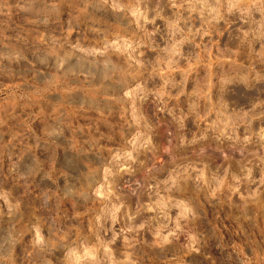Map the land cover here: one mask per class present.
Masks as SVG:
<instances>
[{
    "label": "clouds",
    "instance_id": "1",
    "mask_svg": "<svg viewBox=\"0 0 264 264\" xmlns=\"http://www.w3.org/2000/svg\"><path fill=\"white\" fill-rule=\"evenodd\" d=\"M57 2L26 0L21 11L28 13L26 25L55 29L59 42L79 54L82 67L65 69L62 78L70 76L80 91L61 101L71 111L45 104L38 115V102L25 95L19 96V112L0 104V264H171L173 253L199 255L201 250L210 264H264V227L258 222L264 212V129L246 131L243 141L235 134L242 120L250 124L257 110L264 114V87L257 86L264 77L253 75L256 64L264 65V0H156L153 19L140 10L143 0H99L111 11L112 22H93L75 43L68 38L73 22L65 31L55 15ZM169 7L176 10L175 33L161 49L155 43L161 30L148 32L146 26L165 19L162 13ZM181 9L199 12L211 30L223 21L245 53L241 58L252 63L233 60L225 68L210 57L204 64L199 54L169 55L175 47L172 37L183 32ZM133 23L147 42L131 30ZM85 31L94 39L88 40ZM203 34L189 30L180 43ZM149 51L156 53L155 60L146 55ZM181 59L204 64L193 91L187 90L192 69L181 67ZM213 63L219 64L215 76ZM30 64L20 53L0 52V75H25L32 71ZM9 95L15 98V90ZM160 112L167 113L163 142L154 140ZM189 117L220 132L212 138L219 142L215 148L212 142L201 144L209 140L206 129L197 128L188 138ZM225 140L244 145L238 172L224 168L221 174L223 165L213 172L204 163L210 149L225 163L232 159L224 151ZM190 159L196 162L186 163ZM235 195L239 202L233 203ZM77 198L95 205L86 225L79 209L69 216L61 207ZM225 202L239 213L235 238L226 242L218 231L201 230L209 222L204 203L215 214L216 205ZM213 246L216 257L208 255Z\"/></svg>",
    "mask_w": 264,
    "mask_h": 264
},
{
    "label": "rangeland",
    "instance_id": "2",
    "mask_svg": "<svg viewBox=\"0 0 264 264\" xmlns=\"http://www.w3.org/2000/svg\"><path fill=\"white\" fill-rule=\"evenodd\" d=\"M26 0H0V52L4 53H20L27 57V60L31 62L28 67L32 68L31 72L26 73L25 75H16V76H7L0 75V104L9 108L11 111L12 106H15L17 111H20V100L19 96L25 95L30 97L33 101L38 102L40 112L38 115L43 114V106L56 105L68 107L71 111V106L61 103L63 99L67 97H76L79 94L80 86L74 83L70 76L65 77L67 74L65 69L68 72H74L78 67H82V62L77 63L79 60V54L73 53L67 50V45H64L60 41L59 35L56 33L55 29L46 30L44 25H26L25 18L28 16V13L21 11V8L25 5ZM155 5L156 0H143L140 5V10L147 11L149 14V19H153L155 16ZM176 10L172 8H165L162 15L165 19H156L155 25L148 24V32L153 31L156 28L161 30L160 34H157L155 38V43L159 48H164L168 43V37L171 33H175V17L174 12ZM182 18L179 22V28L183 30L182 33L175 34L172 37V44L175 47L172 49L171 54H174L175 51L182 53L184 57L192 58L199 54L200 59L206 64L209 60V57L212 61L220 60L223 62L225 68H227L230 63L235 60L237 64H244L246 66L252 63L249 59H242L241 57L245 55L243 50L239 47L238 42L230 37V29L223 21H220L219 25L215 30H211L204 25L203 20L200 18L199 12H187L183 9L180 10ZM55 15L58 17L60 23L63 24L64 30H68V22L72 21L75 30L70 31L68 38L73 43L76 42L78 35L81 34L82 30H85L90 24L95 21H101L105 23H111L113 20V15L111 11L107 8L101 7L99 0H58L55 9ZM189 15L192 19L187 24L185 23L188 20ZM129 19H134L129 17ZM144 21L141 20V24ZM131 30H135V34L140 36L147 42L145 33L136 28V25L133 23L131 25ZM191 30L192 33H196L198 30L206 32L207 34L196 35L195 37L188 36V41L180 43L183 40L184 36L189 33ZM35 32H39L41 35L37 37ZM88 36V40H93L92 35L84 32ZM161 34L164 39H161ZM127 38V37H125ZM47 41V42H45ZM57 41L58 43H53ZM6 44H10V48H5ZM207 48L208 51H204ZM260 51L259 46H256V52ZM146 55L150 56L153 60L157 58L156 53L147 52ZM8 61H5L7 64ZM64 65V69H60V65ZM181 67L191 68V75L187 78V90L193 91L195 88V82L199 77L204 75V64L197 66L194 61L192 65H189L186 59L180 60ZM71 65V67H70ZM219 64H212V73L215 76ZM256 72L253 73L255 76L259 73L260 77H264V65L256 64ZM176 78L179 80L180 76L177 74ZM258 87H264V79H262ZM15 90L16 97L13 98L9 95L10 92ZM175 94V93H173ZM183 100V97H181ZM250 107V105H249ZM240 111V109H237ZM244 111L247 112V108H244ZM160 127L157 130L158 135L154 137V140L164 141L167 133L164 129L167 127L165 120L163 119L167 116L166 112H160ZM201 113V118L203 117ZM81 117L77 116V119ZM170 120L171 117H168ZM215 119V114L213 113L208 117L209 124ZM36 123H39L37 119ZM186 131L188 132V138H192V133L197 132V128L206 129V134L209 136V140L201 141V144L207 145L212 142V138L216 135H219V131H213L208 129V125L195 121L191 117L185 121ZM31 127V125H30ZM261 129H264V114L260 113L257 110L256 118L248 124L246 121L242 120L239 123V126L235 128V134L239 136L240 140L243 141L245 132L251 131L255 133H260ZM258 137L254 136L253 140H257ZM8 137H5V142H7ZM217 142H212V147L215 148ZM235 144V147L231 145ZM224 151L232 159L225 163L223 156L220 153L211 154V149L209 150L210 155L204 160V163L210 168L213 172L217 170V167L223 165L219 169L220 173L223 174L224 168H231L232 171L238 172L236 162L241 160L240 155L241 150L244 145L242 143H236L235 141H224ZM248 149L255 150L253 145H249ZM196 162L195 159H190L186 163ZM57 167V166H53ZM57 171L58 168H57ZM161 179L165 178L164 176L160 177ZM258 178V176H257ZM57 184L63 186V179L58 175L56 177ZM189 187L192 186V181L189 182ZM33 187H37L34 185ZM135 187V185H133ZM255 187V186H253ZM55 191V189H53ZM241 192H244V189L241 188ZM163 195V193H162ZM222 199H224L222 197ZM264 199V197H262ZM132 200L135 201L136 197H132ZM233 203L239 202V195L231 197ZM143 201L148 202V196L145 194L143 196ZM62 208L65 209L71 216L72 210L79 209L81 215V221L83 224H87L92 218L91 210L95 208V205L89 202L85 204L83 199H68L63 201ZM205 209L208 210V223H205L201 226V230L205 232L209 231H218L223 235L224 241L226 242L230 237L235 238L236 229L238 228L237 216L239 215L238 211L235 208L229 206L228 203H223V205H216L215 214H213L211 207L204 203ZM177 210H173L172 215H176ZM87 213L86 215H83ZM151 215V214H149ZM258 222L261 227H264V212H260L258 216ZM204 251L201 250V253L197 255L196 253L185 254V253H173L169 256L171 264H210V261L204 259ZM209 256L216 257L219 255L215 247L211 248V251L208 253ZM219 264V261H217Z\"/></svg>",
    "mask_w": 264,
    "mask_h": 264
}]
</instances>
